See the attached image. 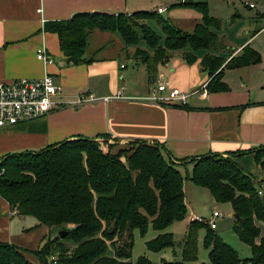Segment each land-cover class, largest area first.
I'll return each mask as SVG.
<instances>
[{
    "label": "trees",
    "instance_id": "16d2710c",
    "mask_svg": "<svg viewBox=\"0 0 264 264\" xmlns=\"http://www.w3.org/2000/svg\"><path fill=\"white\" fill-rule=\"evenodd\" d=\"M173 7L191 8L202 15L193 33L182 31L154 11L79 14L69 21L47 23L45 30L58 35L63 53L74 64L84 62L88 38L95 30L117 33L127 46L138 48L144 43L148 51H138L136 55L153 79L158 67L171 59V53L189 51L185 59L197 61L195 54L214 47L222 29V22L210 16L207 2L186 1ZM149 22L158 24L161 33L155 32ZM263 59L249 45L228 62L207 53L201 65L212 77L217 73L207 86L208 92L227 89L220 83L223 66L242 68L258 65ZM100 137L104 141L79 138L0 160V172H5L0 175V196L14 211L48 228L61 227L68 232L64 239H49L37 252L0 242V264H33L26 254L34 255L39 264H133L134 232L138 230L144 237L150 227L159 234L146 243L149 251L160 253L174 247L173 234L167 229L188 215L187 178L179 166L161 146L136 141L115 151L117 146L108 144V135ZM101 143L107 148H102ZM239 154H253L264 169V147ZM233 157L208 155L191 159L189 180L209 190L216 201L232 205L235 214L240 215L234 230L251 248L252 257L241 259L209 223L193 220L184 242L183 262L161 264L195 261L200 228H207L204 244L211 264H264V237L256 224H264V201L254 177L243 171ZM135 264L155 263L143 256Z\"/></svg>",
    "mask_w": 264,
    "mask_h": 264
},
{
    "label": "crops",
    "instance_id": "0c3cea01",
    "mask_svg": "<svg viewBox=\"0 0 264 264\" xmlns=\"http://www.w3.org/2000/svg\"><path fill=\"white\" fill-rule=\"evenodd\" d=\"M173 6L151 9L144 0H0V82L39 79L49 74L63 88L65 100L88 96L98 99L96 103L66 107L3 130L0 160L8 155L39 152L65 141L100 140L99 136L108 135L121 145L142 141L163 147L165 155L179 164L183 176L193 171V166H189L191 159L233 155L235 163L254 177L264 201V169L253 154H239L264 147V62L234 69L223 66L220 83L227 89L208 92L206 97L196 94L184 108L173 107L175 103L156 104L147 100L161 81H169L186 93L208 85L217 73L212 77L202 67V57L210 53L228 62L241 54L244 47L251 46L248 43L262 33L264 26L240 46L225 40L222 52L210 49L194 53L197 61L192 63L184 57L189 51L174 52L166 64L158 67L153 79L136 56L126 53L132 46H127L117 33H113L118 36L111 41L97 47L95 56H86V50L84 62L74 64L63 53L58 35L45 30L47 23L69 21L79 14L131 15L138 11L157 12L159 8L166 10L160 15L180 29L190 25L194 30L201 23L202 15L191 8L184 9L189 10L187 18L175 21L172 14L183 8ZM258 17L264 19L262 15ZM94 33L110 32L95 30L90 36ZM40 48L46 49L51 64L39 60ZM196 218L199 217L193 214L191 221ZM256 224L264 237V224ZM52 234L53 228L41 225L37 219L15 214L0 196V242L37 252L52 239ZM26 257L39 264L34 255Z\"/></svg>",
    "mask_w": 264,
    "mask_h": 264
},
{
    "label": "rangeland",
    "instance_id": "374dc122",
    "mask_svg": "<svg viewBox=\"0 0 264 264\" xmlns=\"http://www.w3.org/2000/svg\"><path fill=\"white\" fill-rule=\"evenodd\" d=\"M148 7L151 9H157L160 6H164L168 4L178 5L182 2V0H144ZM191 2H207L208 11L210 16L219 19L222 22V29L220 34L218 35V40L216 41L215 47L211 51L222 52L221 49H224V42L228 40L229 43L233 45L240 46L243 42L250 40V38L254 35L255 31L264 26V19L258 16H264V0H187ZM177 3V4H176ZM246 4H253L255 8H249ZM183 9H177L179 11L174 12L173 18L175 21H179L183 18H187L186 13L189 10H184L185 7H180ZM168 13L164 16L167 17ZM140 24L141 20L138 21ZM152 29L158 34L161 33V29L153 22L151 25ZM185 28L181 29L186 32V29L189 30L188 33H193V28H190V25H185ZM112 36V37H109ZM113 36H118L117 34L113 35V33H94L88 39L89 47L87 49L86 56L93 57L95 56V51L97 47L103 43L104 45L111 41ZM223 37L224 40H223ZM251 48L256 49L260 52L262 57L264 58V30L258 36H256L251 42ZM247 44V45H248ZM145 44L141 43V46L138 48L131 47L127 48L126 53L131 56H136L137 52H145L148 51L147 47H143ZM174 53H171L173 56ZM185 55V54H184ZM139 62H142L139 58L137 59ZM264 62V59H263ZM262 62V63H263ZM129 67L132 68V62L129 61ZM104 140H99L102 142ZM108 144L115 145V151L119 150V148L128 147V145H121L118 142L109 139ZM102 148L106 149L107 144L101 143ZM176 166V164L173 162ZM193 166V164H189V166ZM187 166V164L185 165ZM188 166V167H189ZM4 170L0 172L2 176L4 174ZM184 173L186 179L185 181V193H186V202L188 206V215L185 220L175 222L170 228L167 229V232L173 234V239L175 245L173 248L167 249L160 253L151 252L147 249L146 243L159 234V232L155 231L152 227L149 228L146 236H141L140 232L136 230L134 232V248L132 250V258L131 261L135 264L140 257H147L151 262L155 264H161L163 261L167 262H183V251H184V242L186 238V234L188 231L189 223L191 222L192 215H196L206 223H210L213 220V213L215 211L221 213L223 218L217 219V230L214 231L224 242L229 244L239 255L241 259H248L252 257L251 248L243 243L237 233L234 230L235 227V212L230 203H222L216 201L211 192L207 189L201 188L193 184L189 177H191L192 172ZM196 220V219H195ZM263 227V226H262ZM264 229V227H263ZM63 231L61 227H53L52 239L55 237H59L60 232ZM207 233V228H200L197 232V259L195 261L185 262V264H211L209 259V250L205 247V237ZM68 247H73L68 243ZM113 250L111 249V253ZM59 256V255H57ZM56 256V257H57ZM49 264H56V262H50Z\"/></svg>",
    "mask_w": 264,
    "mask_h": 264
},
{
    "label": "built area",
    "instance_id": "2783aa9c",
    "mask_svg": "<svg viewBox=\"0 0 264 264\" xmlns=\"http://www.w3.org/2000/svg\"><path fill=\"white\" fill-rule=\"evenodd\" d=\"M249 6L254 8L253 4ZM164 11H166L164 8L157 10L159 14L164 13ZM37 56L45 64L52 63L45 48H40L37 51ZM207 86L206 84L199 90L186 93L171 86L169 81H161L153 89L147 100L156 104L175 103L184 106L188 99L196 94L206 97L208 94ZM97 101L98 99L94 96L81 97L76 101L65 100L63 88L49 74H45L39 79L22 78L0 82V132L43 118L66 107H76ZM259 195H263L261 190ZM14 213L17 214L16 211ZM220 218H223V215L215 211L213 220L209 223L211 229H217V219ZM196 220L201 221L200 218H196Z\"/></svg>",
    "mask_w": 264,
    "mask_h": 264
},
{
    "label": "water",
    "instance_id": "95a60500",
    "mask_svg": "<svg viewBox=\"0 0 264 264\" xmlns=\"http://www.w3.org/2000/svg\"><path fill=\"white\" fill-rule=\"evenodd\" d=\"M235 219L236 220H239L240 219V215L239 214H236L235 215ZM67 235H68V232L67 231H61L59 236H60L61 239H64Z\"/></svg>",
    "mask_w": 264,
    "mask_h": 264
}]
</instances>
